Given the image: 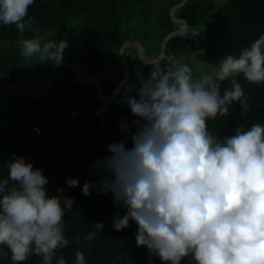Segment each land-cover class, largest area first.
Instances as JSON below:
<instances>
[{
  "label": "clouds",
  "instance_id": "1",
  "mask_svg": "<svg viewBox=\"0 0 264 264\" xmlns=\"http://www.w3.org/2000/svg\"><path fill=\"white\" fill-rule=\"evenodd\" d=\"M33 3L0 0V26L15 25L22 58L59 67L69 43L45 42L29 15ZM26 30L32 31L30 38H24ZM145 65L151 66L147 78L125 100L133 119L120 122L124 139L110 142L109 154L92 163L98 179L85 182L82 193H110L124 209L113 218L114 231L134 222L137 247L161 264H264V125L240 124L221 136L207 124L227 118L234 103L242 115L250 110L238 78L264 83V35L238 56L227 54L209 64L211 71L199 76L173 55ZM222 82L230 84L223 92ZM9 161L8 178L0 179V260L23 264L37 256L41 264H67L63 254L58 259L56 254L71 243L63 218L75 200L63 188L50 194L43 169L25 157L13 155ZM66 183L80 186L79 179ZM92 228L84 237L89 244L104 225L94 222ZM75 239L74 264H86L80 237Z\"/></svg>",
  "mask_w": 264,
  "mask_h": 264
},
{
  "label": "trees",
  "instance_id": "2",
  "mask_svg": "<svg viewBox=\"0 0 264 264\" xmlns=\"http://www.w3.org/2000/svg\"><path fill=\"white\" fill-rule=\"evenodd\" d=\"M160 1L162 4L155 7L154 0H34L29 15L34 18V26L39 27L42 37L48 30L84 16L80 35L70 46L81 52L79 61L86 65L102 59L111 46L119 50L143 23L147 24L149 16L157 19L162 32L156 46L160 53L165 36L179 28L170 9L181 0ZM175 15L187 18L190 26H207L206 53L212 59L227 54L238 56L243 47L264 35V0H227L222 5L212 0H189ZM32 35L31 30L23 34L24 38ZM20 38L15 25L0 26V78L7 75L12 66L25 60L17 46ZM169 48L173 47L168 44ZM135 51L138 53L134 46L128 55L130 77L111 106L101 104L93 84L71 80L57 91L53 82L48 96L37 98L30 92L12 108L9 116L3 115L0 119V179L8 178L9 157L23 156L35 169H43V175L49 180L46 187L50 194L56 195L57 189L63 188L64 194L75 200L72 211L63 218L65 237L71 243L56 254V259L63 254L67 264H74L77 236L86 264H161L155 256L149 259L146 248L137 247L134 222L123 231H114L113 218L118 213L123 214L124 209L114 204L110 193L104 195L93 191L88 196L82 193L85 182L98 179L92 163L109 154L106 149L110 142L124 139L121 120L131 124L133 119L125 100L135 93L137 85L151 70V66L138 68L142 63L132 55ZM121 69L122 73L116 78L107 77L106 80L104 74H95L105 84L107 95L122 80V66ZM238 79L249 97L250 110L242 115L239 104L234 103L227 118L218 117L207 122L208 130L214 134L231 135L240 124L246 127L253 123L264 125V83L248 84L242 76ZM229 86L228 82H222L221 91ZM100 109L103 112L98 115ZM73 112L77 115L73 116ZM36 128L42 131L37 134ZM127 146L131 147L130 137ZM69 178L79 179L80 186L68 187L66 180ZM94 222H102L104 228L101 232L96 231V238L89 244L84 237L95 231L92 228ZM0 264H11V261L0 260ZM23 264H41V258L31 256Z\"/></svg>",
  "mask_w": 264,
  "mask_h": 264
},
{
  "label": "rangeland",
  "instance_id": "3",
  "mask_svg": "<svg viewBox=\"0 0 264 264\" xmlns=\"http://www.w3.org/2000/svg\"><path fill=\"white\" fill-rule=\"evenodd\" d=\"M212 1L222 5L227 0H212ZM159 4H162V1L154 0L155 7L158 6ZM178 9L175 10L174 12L175 14ZM83 19L84 16H79L69 21L64 26L48 30L44 37L45 42L48 40L58 42L61 39L68 41L69 47L66 49L64 53V59L82 68L85 72H87L88 75L98 76L95 74L102 73L105 75L104 76L105 80L107 77L116 78L119 74L122 73L120 49L118 50V47L111 46L110 51L107 52L102 59L98 60L97 62L88 63L86 65L83 64L82 61H79V58L82 57L81 52L71 48L70 46L71 43L78 35H80V27L83 22ZM146 21L147 24L143 23L139 27L137 32L134 33V37L131 38H135L136 40L140 41L145 47L148 57L154 58L159 56L160 54L158 53V49L156 48V46L157 43L159 42L160 34L162 32L160 31L161 29L159 23L157 22V19L155 17L149 16L147 17ZM206 32H207V26L203 24H199L196 26H190L187 31H183L181 33H177L173 35L168 43L173 48H169V49L167 48L165 54L173 55L178 61L188 63L190 66L193 67L194 73L197 76H199L201 73L211 71L209 64H215L221 58L212 59L207 55L206 44H205ZM200 51L203 52V55L199 56L194 54ZM129 54L130 51L127 54V56ZM132 55L140 59L139 50L138 53L135 51L132 53ZM141 63L142 65H140L138 68H142V67L149 68L150 66V65H145V63H143L142 61ZM52 67H53L52 64L47 62L43 63L39 61L36 57H33L32 59L29 60H24L20 64L12 66L10 72L7 75L0 78V88L19 81H29L35 84H39L43 89H45L47 85L48 76ZM84 71H83V75L87 77V74L85 75ZM73 76L74 75L71 69L67 65H61L57 67L53 76L54 89L59 91L62 88H64V86L69 84L71 80L73 81L75 80L74 78L72 79ZM139 86L140 85H137V88ZM30 92L33 93V91L26 86H16L9 89L6 93H4L0 98V119L2 118L3 115L5 117L9 116L10 112L12 111V108L18 105L19 101L22 98H25ZM185 263L188 264V261L186 260Z\"/></svg>",
  "mask_w": 264,
  "mask_h": 264
},
{
  "label": "water",
  "instance_id": "4",
  "mask_svg": "<svg viewBox=\"0 0 264 264\" xmlns=\"http://www.w3.org/2000/svg\"><path fill=\"white\" fill-rule=\"evenodd\" d=\"M188 1L189 0H181L178 4H176L172 7V9L170 11V15H171L172 19L176 23L179 24V28L170 31L165 36L159 56L154 57V58H149L147 51H146L145 47L143 46V44L140 41L136 40L135 38H128L123 42V44L120 47V58H121V63H122L124 74H123L122 80L119 82V84L116 86V88L112 90L110 95L106 94V91H107L106 86L103 83V81L100 79V77L88 75L87 72H85L82 68L76 66L74 63H72L66 59L63 60V64L67 65L71 69V71L74 75L75 81H77L79 83H87V84H93L94 85V87L97 91L98 99L102 105H104L105 107L111 106L113 104V102L115 101L120 90L127 83L128 79L130 77V74H131V68H130V65L128 63V56L125 52L126 46L129 44H132V46L137 47L139 50L140 59L143 63H145L146 61H152V60L162 58V55H165V53L167 51L170 38L177 33L187 31L191 25L190 22L187 20V18L182 17V16H176L174 13L176 9L183 7ZM207 45H208V42H207ZM56 68H57L56 66L52 67V69L49 73V76H48L47 85H46L45 89H42L41 85H39V84H35V83L29 82V81H19V82L12 83V84H9L7 86L1 87L0 88V98L9 89L16 87V86H26L33 91L34 95L37 98H45L46 96H48L50 94V92L52 90L53 76H54ZM83 71H84L85 75L87 74V77H85L83 75Z\"/></svg>",
  "mask_w": 264,
  "mask_h": 264
},
{
  "label": "bare ground",
  "instance_id": "5",
  "mask_svg": "<svg viewBox=\"0 0 264 264\" xmlns=\"http://www.w3.org/2000/svg\"><path fill=\"white\" fill-rule=\"evenodd\" d=\"M131 47H132V44H129V45L126 46V48H125V52H126V54L129 53ZM62 65H64V64H62ZM80 77H81V76H80ZM41 88H42V87H41ZM42 89H43V88H42Z\"/></svg>",
  "mask_w": 264,
  "mask_h": 264
}]
</instances>
